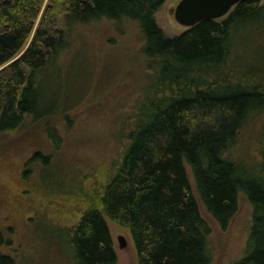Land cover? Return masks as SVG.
<instances>
[{
    "label": "trees",
    "instance_id": "trees-1",
    "mask_svg": "<svg viewBox=\"0 0 264 264\" xmlns=\"http://www.w3.org/2000/svg\"><path fill=\"white\" fill-rule=\"evenodd\" d=\"M165 1L0 0V131L19 127L28 113L56 111V95L42 111L43 96L34 87L37 73L69 47L63 18L105 17L119 26L135 20L158 95L145 97L133 114L130 143L110 180L93 199H81L87 206L71 238L73 264H117L107 217L131 229L139 264H211V228L188 165L208 211L223 226L237 212L240 193L249 197V251L235 264H264V164L256 170L225 155L245 118L264 109L260 64L252 62L258 74L226 70L237 40L252 30L254 51L264 53V1L242 0L223 20H203L176 36L155 17ZM7 262L15 264L0 252V264Z\"/></svg>",
    "mask_w": 264,
    "mask_h": 264
},
{
    "label": "rangeland",
    "instance_id": "rangeland-1",
    "mask_svg": "<svg viewBox=\"0 0 264 264\" xmlns=\"http://www.w3.org/2000/svg\"><path fill=\"white\" fill-rule=\"evenodd\" d=\"M180 1L166 0L155 12L170 36L189 29L175 18ZM61 28L69 47L37 73L34 87L43 96L42 111L56 95V111L28 113L19 127L0 131V252L12 256L15 264H73L71 238L87 206L81 199H93L110 180L130 143L133 114L145 97L158 95L155 67L142 51L135 20L119 26L105 17L85 23L63 18ZM254 31L237 40L227 71L260 73L252 62L264 69V53L254 51ZM225 155L259 170L264 164V109L245 118ZM187 171L211 228V264H235L249 251L254 226L249 197L240 193L237 212L223 226L204 204L190 165ZM107 221L117 264H139L131 229L109 217ZM120 235L126 247L120 246Z\"/></svg>",
    "mask_w": 264,
    "mask_h": 264
},
{
    "label": "water",
    "instance_id": "water-1",
    "mask_svg": "<svg viewBox=\"0 0 264 264\" xmlns=\"http://www.w3.org/2000/svg\"><path fill=\"white\" fill-rule=\"evenodd\" d=\"M242 0H181L175 10L176 20L187 27H193L206 19L226 16ZM120 246L126 247L125 236H119Z\"/></svg>",
    "mask_w": 264,
    "mask_h": 264
}]
</instances>
